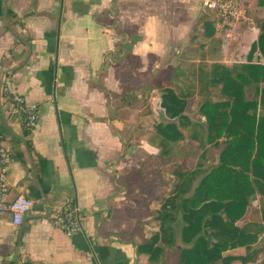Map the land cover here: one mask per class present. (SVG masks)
Returning a JSON list of instances; mask_svg holds the SVG:
<instances>
[{"label": "crops", "instance_id": "1", "mask_svg": "<svg viewBox=\"0 0 264 264\" xmlns=\"http://www.w3.org/2000/svg\"><path fill=\"white\" fill-rule=\"evenodd\" d=\"M203 1L0 0V134L12 154L6 199L24 195L35 202L20 227L10 213L0 214V264H156L136 251L157 232L156 222H144L135 237L112 223V206L123 193L115 169L127 148L118 118L125 98L119 96L131 82L145 83L130 93H156L148 84L164 75L171 87L184 89L188 81L205 79L213 64H264L259 51L250 54L264 32V0H235L242 19L231 22L211 54L200 19ZM2 75L39 108L32 131L10 114ZM117 97L119 107L113 105ZM216 149L203 165L217 161ZM255 199L237 226L261 222ZM69 200L79 208L81 225L70 237L49 216ZM257 245L264 249V242ZM171 250L176 253L165 249L158 264L169 263ZM244 254V247L224 253Z\"/></svg>", "mask_w": 264, "mask_h": 264}, {"label": "trees", "instance_id": "2", "mask_svg": "<svg viewBox=\"0 0 264 264\" xmlns=\"http://www.w3.org/2000/svg\"><path fill=\"white\" fill-rule=\"evenodd\" d=\"M200 19L211 54L222 46L225 30L216 32L215 11L206 9ZM256 50L264 60V32L250 54ZM197 83L196 88L188 81L184 89L169 87L161 93L159 109L165 123L150 137L158 139L163 164L173 157H186L181 145L185 140L194 145L199 161L193 169L184 171L179 166L173 172L175 182L152 218L157 232L138 244L136 251L156 264L171 248L176 250L178 264H232L235 259L264 264V249L257 245L264 242V64L231 68L213 64ZM193 88L199 97L195 105L190 104ZM208 147L221 150L216 162L203 165L200 159L207 160ZM255 195L261 222L237 226ZM237 247H244L245 254L224 255Z\"/></svg>", "mask_w": 264, "mask_h": 264}, {"label": "rangeland", "instance_id": "3", "mask_svg": "<svg viewBox=\"0 0 264 264\" xmlns=\"http://www.w3.org/2000/svg\"><path fill=\"white\" fill-rule=\"evenodd\" d=\"M238 18H241L240 15ZM164 78L165 75L159 77L155 83L148 84L158 89L156 93L137 90L135 94L132 93L133 95L130 96L131 86H143L145 82L141 81L139 83H127L125 90L119 96L125 98L123 106H120L121 110L118 116L124 124L120 137L126 141V145L131 144L127 145L126 150L123 151V155L120 156L122 161L118 162L117 169H115L118 176L115 179L118 184V192L123 191V193L121 196L116 197L117 200L112 206L114 207L112 223L118 227V231L122 235L133 237L141 235L143 228L140 225L144 222H153L152 218L159 212L162 200L166 198L171 185L175 182L176 178L173 172L179 170L180 165L184 170L193 169L199 161V154L194 151V145L186 140L181 143L187 151L186 157L183 159L173 157L166 164L162 162L160 149L150 144L154 141L150 135L155 132L158 125H164L165 123L164 115L159 109V101L163 90L171 87L172 84ZM142 79L144 80V78ZM196 85L198 86L197 81L193 82L195 88ZM195 90H193L190 99V101L193 100L190 104L194 105L195 102L199 101V97L193 95ZM119 97L113 101L115 107H119L117 106L120 101L118 100ZM152 110H158L159 114L151 113ZM191 118L196 119V116ZM153 144L157 145L158 143L154 141ZM216 153V148L208 147V157L213 158ZM167 260L169 262L167 264H178L177 253L171 250ZM237 260L235 259L232 262Z\"/></svg>", "mask_w": 264, "mask_h": 264}, {"label": "built area", "instance_id": "4", "mask_svg": "<svg viewBox=\"0 0 264 264\" xmlns=\"http://www.w3.org/2000/svg\"><path fill=\"white\" fill-rule=\"evenodd\" d=\"M203 6L216 12V26L221 31L227 29L231 22L240 15L239 6L236 5L235 0H204ZM1 90L10 99V114L21 123L24 130L32 131L40 117L37 105L28 102L16 92L10 76L2 75ZM11 161L12 154L0 134V214L10 213L12 224L15 227H20L26 214L33 209L35 202L24 195H18L11 200L6 199L9 185L5 168ZM49 216L53 227L59 229L68 237L81 228L79 208L72 200L53 209Z\"/></svg>", "mask_w": 264, "mask_h": 264}, {"label": "bare ground", "instance_id": "5", "mask_svg": "<svg viewBox=\"0 0 264 264\" xmlns=\"http://www.w3.org/2000/svg\"><path fill=\"white\" fill-rule=\"evenodd\" d=\"M162 54V53H161ZM158 76V75H157ZM148 83V82H147ZM205 87V86H204ZM207 87V86H206ZM206 89V88H205ZM204 90V89H203ZM6 97V96H5ZM187 100V99H186ZM206 125V124H205ZM209 130V129H208ZM128 140V139H127ZM154 142V141H153ZM127 145H131V144H127ZM160 146V148L162 147L161 145H159ZM156 147H158V145L156 146ZM138 148V147H137ZM136 148V149H137ZM153 151V150H152ZM139 152V151H138ZM186 154V153H185ZM169 155V154H168ZM187 155V154H186ZM141 156V155H140ZM153 156V155H152ZM182 156V155H181ZM179 158H181V157H179ZM162 160V159H161ZM166 160V159H165ZM139 162V161H138ZM143 162V161H142ZM190 163V162H189ZM181 166V165H180ZM198 167V166H197ZM140 169V168H139ZM185 171V170H184ZM187 175V174H186ZM185 177V176H184ZM195 177H197V176H195ZM182 181V180H181ZM73 201V200H72Z\"/></svg>", "mask_w": 264, "mask_h": 264}]
</instances>
